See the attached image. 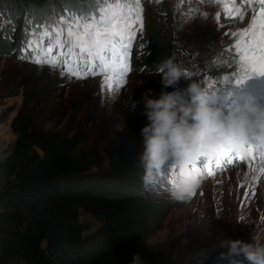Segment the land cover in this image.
Masks as SVG:
<instances>
[{
	"label": "rangeland",
	"instance_id": "1",
	"mask_svg": "<svg viewBox=\"0 0 264 264\" xmlns=\"http://www.w3.org/2000/svg\"><path fill=\"white\" fill-rule=\"evenodd\" d=\"M43 0H37L40 4ZM44 10L54 11L47 22L55 25L61 15L71 12L90 13L96 8L95 0H47ZM226 3L232 6L228 0ZM146 5H149L147 7ZM144 29L134 40L128 57L130 71L124 77L122 90L109 94L101 92V75L76 79L62 75V67L31 62V57L44 49L49 40L38 39L35 52L22 51L15 56L0 53V158L7 152L14 140L9 122L15 114L30 115L37 126L59 133L76 134L85 148L95 145L99 154L111 146L121 149L129 139L130 131L137 123L147 124L143 96L151 92L150 98H158L161 91L173 94L178 102H188L185 89L190 82L199 81L209 93L213 91L206 81L216 87L210 96V106L218 108L223 117L234 112L245 100L258 97L264 108V77H253L241 86H236L230 77L216 85L225 76L233 75L235 65L226 51L234 43L232 33L247 28L253 12L244 6V20L224 16V6L202 0H141ZM29 26L26 20L33 19L37 10L30 0H0V33L8 27L10 20ZM44 12V11H43ZM23 15L21 16V14ZM190 13H193L190 15ZM200 13H206L205 19ZM221 13L220 20L216 14ZM151 30L165 43L168 58L186 70L196 72L190 77L182 76L175 87L164 88L156 69L146 66L152 59L154 47L149 42ZM8 32V31H7ZM145 40V43L142 41ZM41 43V45H40ZM163 50V51H164ZM54 49L49 55L57 56ZM25 57L21 59L20 57ZM43 56V52H41ZM40 58V56H37ZM40 90L41 95L37 94ZM78 104L79 116L71 117L72 104ZM260 102V103H261ZM132 103L135 107L132 108ZM142 137L135 150L140 152ZM137 154V155H138ZM103 158V157H102ZM138 160V159H137ZM139 161V160H138ZM137 161L136 177L141 180L143 168ZM205 160L196 163L202 167ZM264 164V159L236 161L222 164L215 174L204 177L200 174V187L191 199L173 201L167 192V179L174 161L169 160L163 171L165 179L143 189L147 202H152L158 212L152 214L153 221L147 227L145 241L161 250L169 264H246L242 257L228 256V249L222 248L224 240L251 243L252 235L261 234L257 244H264V174L256 178L251 167ZM138 166V167H137ZM102 170L105 175L120 176L119 170H111L105 159L100 168L90 167L88 172ZM113 173V174H112ZM252 191L254 195L245 197ZM77 219L89 229L82 236L99 225L90 214L78 211ZM213 256V257H212ZM212 257V258H211Z\"/></svg>",
	"mask_w": 264,
	"mask_h": 264
},
{
	"label": "trees",
	"instance_id": "2",
	"mask_svg": "<svg viewBox=\"0 0 264 264\" xmlns=\"http://www.w3.org/2000/svg\"><path fill=\"white\" fill-rule=\"evenodd\" d=\"M46 2L30 0L42 11L35 13L29 26L19 23L20 11L15 8L18 19L10 20L0 33L1 54L11 51L18 56L37 50V26H51L47 22L54 15L44 10ZM33 29H37L36 43L29 48L28 33ZM150 32L147 43L158 46L146 65L151 69L168 59L169 53L161 38ZM72 105L75 118L80 108L75 102ZM144 126L135 124L121 149L109 146L99 154L95 145L82 146L76 134L43 129L30 115L15 114L9 122L14 140L0 158V264H132L135 254L142 264H169L161 250L145 241L152 214L158 210L145 200L142 180L134 170L135 148ZM102 159L122 174L88 172L92 166L100 168ZM78 211L99 222L84 236L89 226L78 221Z\"/></svg>",
	"mask_w": 264,
	"mask_h": 264
},
{
	"label": "snow or ice",
	"instance_id": "3",
	"mask_svg": "<svg viewBox=\"0 0 264 264\" xmlns=\"http://www.w3.org/2000/svg\"><path fill=\"white\" fill-rule=\"evenodd\" d=\"M159 2V0H155ZM202 2H215L224 6V16L229 19L244 20V3L248 8L257 9L251 16L247 28L232 33L234 43L226 51L232 56L235 71L231 76H225L217 81L216 85L222 84L231 77L236 86L243 85L253 77H264V0H231L232 6L226 0H202ZM96 8L90 13L71 12L61 15L55 25L37 26L40 42L45 39L49 44L31 57V62L36 64H48L51 67H62V75L67 74L70 78L86 79L88 76L101 75L103 77L100 90L111 94L122 90L124 77L130 71L128 57L133 42L138 38V33L144 29L143 9L141 0H95ZM193 13H190L192 15ZM207 18L206 13H200ZM221 13L216 14L219 21ZM26 23H31L26 20ZM32 39L28 47L33 48L36 43L37 29L28 33ZM54 49H59L57 56L49 55ZM43 52V56H41ZM40 56V58H37ZM24 59L25 57H20ZM196 72H186L190 77ZM213 91L206 94H214L216 87L212 82L206 81ZM255 145L246 146L247 156L234 153L236 161L245 160L255 162L257 156ZM199 157L205 159L202 167H197L196 162L191 165L193 171H199L207 177L215 174V169L222 167V161L231 165L233 156L221 146H216L210 152H201ZM227 158V159H225ZM251 170L259 179L264 174V164L258 168L252 166ZM177 169L173 165L170 176L176 175ZM195 192H191V199ZM245 197L254 195V192H246Z\"/></svg>",
	"mask_w": 264,
	"mask_h": 264
},
{
	"label": "clouds",
	"instance_id": "4",
	"mask_svg": "<svg viewBox=\"0 0 264 264\" xmlns=\"http://www.w3.org/2000/svg\"><path fill=\"white\" fill-rule=\"evenodd\" d=\"M160 84L166 89L175 87L186 70L173 58L162 61L156 69ZM188 102H178L173 94L161 91L158 98L143 96L147 124L141 129L142 137L138 160L143 168L142 184L147 190L165 179L163 168L172 160L176 175L167 179V192L173 201L183 202L200 187L199 171L191 165L201 152H210L221 146L229 153L247 156L246 145L255 142L264 159V108L245 100L226 117L218 108L210 106V96L199 81L190 82L184 90ZM135 104L132 103V108ZM261 234L252 235L251 243L224 240L229 258L242 257L246 264H264V244H257ZM132 264H142L135 254ZM231 264H237L232 260Z\"/></svg>",
	"mask_w": 264,
	"mask_h": 264
}]
</instances>
